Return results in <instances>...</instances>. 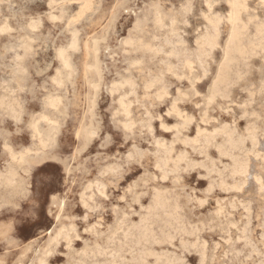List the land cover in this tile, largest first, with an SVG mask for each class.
Segmentation results:
<instances>
[{"label": "rangeland", "instance_id": "1", "mask_svg": "<svg viewBox=\"0 0 264 264\" xmlns=\"http://www.w3.org/2000/svg\"><path fill=\"white\" fill-rule=\"evenodd\" d=\"M232 1L0 0V264H264V105L232 87L264 13Z\"/></svg>", "mask_w": 264, "mask_h": 264}, {"label": "snow or ice", "instance_id": "2", "mask_svg": "<svg viewBox=\"0 0 264 264\" xmlns=\"http://www.w3.org/2000/svg\"><path fill=\"white\" fill-rule=\"evenodd\" d=\"M239 0H233V4H237ZM217 3H219V0H199V6L200 11H208L211 12L212 9H214L217 6ZM230 7L232 5H229ZM196 4L193 2V0H189L188 3H186L183 6V9L181 10L183 12V15L178 18V20H183L186 22L187 20H194L193 27H195L196 24H199L202 22L204 17L196 16L193 9H195ZM245 9H249V5L245 3L243 5ZM250 10V9H249ZM257 11L264 13V0H258L257 3ZM34 25L38 26V22L34 21ZM2 35V33H0ZM64 55V49H60L58 56L62 57ZM259 72L260 80L262 83H264V63L260 64L259 69L250 68L248 72H245L242 76H240L232 85L233 88L238 89L242 92H246L248 94V101L244 105V107H248L251 105L253 108L260 103L261 105H264V88H261L259 93V100H257V94L255 91V86L253 88L249 89L246 87V78L250 77V75H254L256 72ZM33 76H37L40 78L44 77V71L43 69L39 67L34 66V70L32 71ZM192 93V89H189V94ZM199 95V93H196ZM179 103V100L177 101ZM261 118L264 119V111L261 112ZM127 130V129H126ZM134 155V154H133ZM133 157L130 156L129 159L131 160ZM260 184L264 186V172L260 173Z\"/></svg>", "mask_w": 264, "mask_h": 264}, {"label": "bare ground", "instance_id": "3", "mask_svg": "<svg viewBox=\"0 0 264 264\" xmlns=\"http://www.w3.org/2000/svg\"><path fill=\"white\" fill-rule=\"evenodd\" d=\"M228 2V1H227ZM233 2V1H232ZM237 10H238V6H236L235 7V9H234V11H233V13L232 14H236V12H237ZM112 11V10H111ZM230 13V12H229ZM230 15H228V17H229ZM234 17V16H233ZM22 18V17H21ZM185 23V22H184ZM183 25V24H182ZM183 27V26H182ZM264 27V26H263ZM205 31V30H204ZM260 31V30H259ZM94 32V31H93ZM183 32V31H182ZM206 33V32H205ZM204 34V33H203ZM264 36V35H263ZM138 38V37H137ZM165 40V39H164ZM182 40V39H181ZM197 40H199V39H197ZM260 40V39H259ZM132 41V40H131ZM179 41V40H178ZM251 41V40H250ZM130 42V41H129ZM134 43V42H133ZM168 43V42H167ZM173 44H174V42H172ZM250 43V42H249ZM83 45V50H84V54H85V61H84V65H83V73H84V75H85V77H86V79H87V82L88 83H86L87 85L89 84V86H90V83H91V85H92V87L95 89V88H97V86H98V84L97 83H95L91 78H90V76H92V75H90L89 77H88V75L91 73H93L94 75H97L98 77H100V66H99V62H98V59H97V40L96 39H94L93 38V36H90V37H87L84 41H83V43H82ZM135 44H137V42L135 43ZM169 44V43H168ZM72 46L73 47H75L76 46V42H73V44H72ZM209 46V45H208ZM136 50V49H135ZM188 50V49H187ZM201 50V49H200ZM188 51H191V50H188ZM178 52H179V49H178ZM193 52V51H192ZM195 52V51H194ZM176 53V52H175ZM188 53H190V52H188ZM187 53V54H188ZM173 54V53H172ZM191 55H193L192 53H190ZM189 54V55H190ZM195 54V53H194ZM164 55V54H163ZM196 55V54H195ZM204 55V54H203ZM207 55V57H208V54H206ZM205 55V56H206ZM88 56H90L91 57V60H92V62H88ZM177 56V55H176ZM197 56V55H196ZM195 56V57H196ZM192 57V56H191ZM62 63L65 65V66H68V60H67V57H66V55L64 54L62 57ZM179 58V57H178ZM192 58H194V57H192ZM204 59V58H203ZM195 60V59H194ZM179 61V60H178ZM197 61H200V60H197ZM196 61V62H197ZM230 61V60H229ZM177 63V62H176ZM193 63V62H192ZM185 64V63H184ZM189 64V63H188ZM230 64V63H229ZM135 65V64H134ZM201 65V64H200ZM190 66V65H189ZM149 71V70H148ZM205 71V70H204ZM90 72V73H89ZM230 73V72H229ZM84 75H83V77H84ZM58 76H59V73H58ZM60 77V76H59ZM162 77V76H161ZM86 79H84V80H86ZM58 80V79H57ZM237 80V79H236ZM235 80V81H236ZM59 81V80H58ZM234 81V82H235ZM155 83V82H154ZM77 97V96H76ZM80 98V97H79ZM208 98H210V97H208ZM207 98V99H208ZM213 99V98H212ZM244 99V98H243ZM55 100V99H54ZM54 103H56V102H54ZM53 103V104H54ZM58 105V104H57ZM57 105H55V106H57ZM245 114V113H244ZM1 115V114H0ZM250 120V119H249ZM253 126V125H252ZM255 126H257L256 124H255ZM254 126V127H255ZM225 129V128H224ZM223 129V130H224ZM236 130V129H235ZM256 129H254L253 131H255ZM227 131V130H226ZM80 132H82V131H80ZM221 132V131H220ZM249 133V132H248ZM255 133V132H254ZM225 134V133H224ZM251 135V134H250ZM255 135V134H254ZM256 135H258L257 133H256ZM38 136V135H37ZM240 136V135H239ZM247 136V135H246ZM226 137V136H225ZM228 137V136H227ZM236 138H238V137H236ZM244 138V137H243ZM246 138V137H245ZM245 138H244V140H245ZM256 138V137H255ZM221 140V139H220ZM226 140V139H225ZM241 140V139H240ZM253 140V139H252ZM251 140V141H252ZM258 140V139H257ZM236 141H237V139H236ZM242 142H243V140H241ZM39 142V141H38ZM228 142V141H227ZM233 142V141H232ZM234 143H235V141H234ZM238 143V142H237ZM211 144V143H210ZM215 144V143H214ZM230 144V143H229ZM233 144V143H232ZM241 144V143H240ZM235 145V144H234ZM233 145V146H234ZM253 145H255L254 143H253ZM239 146H241V145H239ZM256 146H257V143H256ZM186 147V146H185ZM217 148V147H216ZM231 148V147H230ZM233 148V147H232ZM254 148H255V146H254ZM226 149H227V146H226ZM220 150V149H219ZM232 150V149H231ZM203 151V150H202ZM228 151V150H227ZM249 151V150H248ZM225 152V151H224ZM229 152V151H228ZM250 152V151H249ZM227 153V152H226ZM229 154H230V152H229ZM259 155V154H258ZM257 155V156H258ZM19 156V155H18ZM232 157V156H231ZM12 158V157H11ZM14 158V157H13ZM19 158V157H18ZM235 158V157H234ZM238 158V157H237ZM228 159V158H227ZM18 160V159H17ZM165 161V160H164ZM233 161V160H232ZM238 161V160H237ZM210 162V161H209ZM218 162V161H217ZM239 162V161H238ZM246 162V161H245ZM164 163V162H163ZM247 163V162H246ZM262 163H264V162H262ZM211 164V163H210ZM233 164H235V163H233ZM238 164V163H237ZM220 165V164H219ZM241 165V164H240ZM214 166H215V163H214ZM236 166V165H235ZM27 167V166H26ZM162 167V166H161ZM165 168V167H164ZM174 168V167H173ZM236 168V167H235ZM238 168L240 169V167L238 166ZM237 168V169H238ZM242 168V167H241ZM248 168V167H247ZM246 168V169H247ZM202 169V168H201ZM243 169V168H242ZM191 170V169H190ZM207 170H209V169H207ZM221 170V169H220ZM232 170H234V168L232 169ZM219 171V170H218ZM241 171V170H240ZM174 172V171H173ZM190 172V171H189ZM235 172V171H234ZM242 172V171H241ZM247 172V171H246ZM163 173V172H162ZM229 173V172H228ZM232 173V172H231ZM238 172L236 171V174H237ZM244 173V172H243ZM168 174V173H167ZM166 174V175H167ZM208 174V173H207ZM243 175V174H242ZM247 175H248V173H247ZM206 176V175H205ZM224 176V175H223ZM232 176V175H231ZM100 177V176H99ZM238 178V177H237ZM155 179V178H154ZM231 180V179H230ZM258 181V180H257ZM243 182V181H242ZM13 182H11V184H12ZM241 183V182H240ZM259 183V182H258ZM216 184V183H215ZM238 184V183H237ZM242 185V184H241ZM217 186V185H216ZM208 187V186H207ZM237 187V186H236ZM261 187H262V185H261ZM260 187V188H261ZM259 189V188H258ZM262 189V188H261ZM264 190V189H263ZM234 191V190H233ZM160 197V196H159ZM158 197V198H159ZM205 197V196H204ZM237 198V197H236ZM162 200H163V198H162ZM237 200V199H236ZM178 202V201H177ZM240 202V201H239ZM253 202V201H252ZM157 204V203H156ZM156 204L154 205V206H156ZM234 204V203H233ZM82 205V204H81ZM139 205V204H138ZM161 205V204H160ZM160 205L158 206L159 208H160ZM241 205V204H240ZM245 205V204H244ZM248 205V204H247ZM217 206V205H216ZM249 206V205H248ZM242 207V206H241ZM96 208V207H95ZM155 208V207H154ZM167 208V207H166ZM201 208V207H200ZM200 208H197V209H200ZM250 208V207H249ZM157 209V208H156ZM161 209V208H160ZM244 209V208H243ZM247 209H248V207H247ZM97 210V209H96ZM163 210V209H162ZM237 210V209H236ZM145 211V210H144ZM176 211V210H175ZM191 212V211H190ZM126 213V212H125ZM146 213V212H145ZM153 213V212H152ZM245 213V212H244ZM154 214V213H153ZM178 214V213H177ZM130 217V216H129ZM179 219V218H178ZM147 220L148 221H151V217H150V219H148V217H147ZM167 220V219H166ZM165 220V221H166ZM145 221V220H144ZM170 221V220H169ZM251 221V220H250ZM147 222V221H146ZM186 222V221H185ZM248 222V221H247ZM148 224L150 223V222H147ZM166 223H167V221H166ZM165 223V224H166ZM169 223V222H168ZM173 224V223H172ZM120 225V224H119ZM144 225H146V224H144ZM143 225V226H144ZM152 225V224H151ZM151 225H148L149 226V228H150V226ZM167 225V224H166ZM165 225V226H166ZM262 225V224H261ZM167 226H169V225H167ZM68 227V226H67ZM131 227V226H130ZM187 227H189V226H187ZM248 227V226H247ZM119 228H121V227H119ZM144 228H145V226H144ZM147 228V227H146ZM146 228H145V230H146ZM149 228L147 229V230H149ZM141 229H143V227H141ZM141 229H139V230H141ZM151 229V228H150ZM157 229V228H156ZM162 229V228H161ZM146 230V231H147ZM167 230V229H166ZM192 230H193V228H192ZM65 231V230H64ZM125 231V230H124ZM142 231V230H141ZM141 231H139V233L141 232ZM150 232H151V230H149ZM159 231V230H158ZM59 232V231H58ZM137 232H138V230H137ZM136 232V233H137ZM192 232V231H191ZM249 232H250V230H249ZM262 232V231H261ZM57 233V232H56ZM124 233V232H123ZM145 233H148V232H145ZM221 233V232H220ZM59 234H60V232H59ZM134 234H135V232H134ZM150 234V233H149ZM180 234V233H179ZM196 234H200V233H196ZM76 235V234H75ZM124 235H126V233L124 234ZM139 235V234H138ZM144 235H146V234H144ZM64 236H66V235H64ZM135 236V235H134ZM142 236H143V234H142ZM151 236V235H150ZM197 236V235H196ZM243 236H244V233H243ZM242 236V237H243ZM260 236V235H259ZM57 238H59L58 236H56ZM68 237V236H67ZM138 237V236H137ZM136 237V238H137ZM140 237V236H139ZM146 237H148L149 238V236L147 235ZM154 237L155 236H153V239H154ZM264 237V236H263ZM125 238H126V236H125ZM152 238V237H151ZM195 238V237H194ZM133 239V238H132ZM138 239V238H137ZM136 239V240H137ZM143 239V238H142ZM168 239V238H167ZM52 240V239H51ZM144 240V239H143ZM145 240H147V239H145ZM244 240V239H243ZM123 241V240H122ZM148 241V240H147ZM196 241V240H195ZM247 241V240H246ZM51 242V241H50ZM136 242V241H135ZM143 242V241H142ZM185 242V241H184ZM130 243H131V240H130ZM134 243V242H133ZM137 243V242H136ZM196 243V242H195ZM145 244H147V242L145 243ZM168 244V243H167ZM248 244V243H247ZM125 245V244H124ZM150 245V244H149ZM154 245V244H153ZM162 245V243L160 244V246ZM183 246V245H182ZM206 246V245H205ZM140 247V246H139ZM180 247V246H179ZM192 247H193V245H192ZM201 247V246H200ZM217 247V246H216ZM251 247V246H250ZM255 247H257V246H255ZM186 248V247H185ZM191 248V247H190ZM197 248V247H196ZM136 249V248H135ZM193 249V248H192ZM203 249V248H202ZM93 250V249H92ZM114 250V249H113ZM138 250V249H137ZM184 250H186V249H184ZM115 251V250H114ZM118 251H120V250H118ZM127 251V250H126ZM146 251V250H145ZM147 251H148V249H147ZM144 252V251H143ZM149 252V251H148ZM153 252V251H152ZM197 252H199V251H197ZM204 252H205V250H204ZM235 252V251H234ZM255 252H256V250H255ZM260 252V251H259ZM49 253V252H48ZM91 253V252H90ZM97 253V252H96ZM102 253H103V251H102ZM111 253V252H110ZM112 253H113V251H112ZM117 253V252H116ZM181 253V252H180ZM202 253V252H201ZM168 254V253H167ZM234 254V253H233ZM84 255V254H83ZM90 255V254H89ZM97 255V254H96ZM143 255V254H142ZM171 255V254H170ZM46 256V255H45ZM108 256V255H107ZM115 256V255H114ZM205 256V255H204ZM109 257H111V255L109 256ZM147 257V256H146ZM156 257V256H155ZM245 257V256H244ZM118 258H119V256H118ZM152 258V257H151ZM157 258V257H156ZM253 258V257H252ZM165 259V258H164ZM249 259V258H248ZM263 259V258H262ZM120 260V259H119ZM140 260V259H139ZM172 260V259H171ZM179 260V259H178ZM126 261V260H125ZM128 261V260H127ZM182 261H184V260H182ZM204 261V260H203ZM78 262V261H77ZM112 262H113V260H112ZM131 262H132V260H131ZM136 262V261H135ZM160 262V261H159ZM166 262H167V260H166ZM169 262V261H168ZM262 262V261H261ZM41 263V262H40ZM113 263H115V262H113ZM137 263V262H136ZM158 263V262H157ZM211 263V262H210ZM258 263V262H257ZM41 264H43V263H41ZM82 264V263H81ZM93 264V263H92ZM95 264V263H94ZM97 264V263H96ZM98 264H100V263H98ZM138 264V263H137ZM141 264V263H140ZM202 264V263H201ZM260 264V263H259Z\"/></svg>", "mask_w": 264, "mask_h": 264}]
</instances>
